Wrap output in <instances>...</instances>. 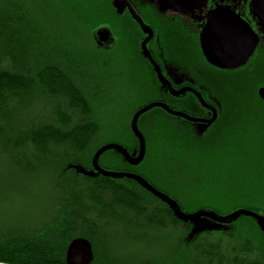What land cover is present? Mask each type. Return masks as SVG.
<instances>
[{"label":"trees","instance_id":"trees-1","mask_svg":"<svg viewBox=\"0 0 264 264\" xmlns=\"http://www.w3.org/2000/svg\"><path fill=\"white\" fill-rule=\"evenodd\" d=\"M109 4L0 0V264H68V246L80 237L93 246L92 264H264L260 222L242 212L264 215L238 207L221 214L206 206V195L193 200L192 189L204 188L174 171L179 150L163 156L160 169L148 170V148L137 166L115 148L100 154L102 169L135 174L150 188L95 169L94 158L106 145H121L132 156L141 150L129 122L126 139L105 142L103 119L118 101H104L106 88L97 85L103 76L91 69L107 52L98 46L97 30L118 33L104 17ZM153 102L183 111L178 101H151L136 108L132 119ZM181 120L196 143L195 136L218 123L200 130ZM204 191L215 198L212 185Z\"/></svg>","mask_w":264,"mask_h":264},{"label":"rangeland","instance_id":"rangeland-1","mask_svg":"<svg viewBox=\"0 0 264 264\" xmlns=\"http://www.w3.org/2000/svg\"><path fill=\"white\" fill-rule=\"evenodd\" d=\"M107 2L110 3V11L104 17L119 34H115V49L104 53L106 58L99 59L91 71L98 74L101 72L103 76L98 79L97 85L106 88L104 101H118L117 110L103 119V126L107 129L104 132H108L105 142H112L119 137L127 138L125 132H130L135 109L156 100L159 92L149 87L150 83H146L143 74H140L141 63L134 58L138 41L132 34L131 26L117 18L113 8L114 0ZM89 46L90 51L96 52L92 44ZM263 72L261 69L255 75L256 78L251 80L242 76L241 83L237 85L235 78L227 79L218 75L207 79L204 93L211 100H218L212 102L218 105L221 115L208 134L195 136L197 143L192 140L194 136L189 138L191 136L184 131L188 128L185 121L166 115L160 107L142 115L139 126L144 132L148 148V164L144 168L151 169V165L154 169H160L163 156L168 153L175 155L179 150L180 153L175 156L174 171L188 181L202 184L204 189L213 186L212 194L215 198H211L204 189H192L196 192L193 200L206 195V206L222 209L221 214H227L238 207L259 209L258 213L264 215V105L255 93V84L264 83ZM193 103L177 102L180 108L196 113L198 111L194 109ZM195 127L203 129L200 124ZM129 142L126 141V144ZM179 143L181 149L178 148ZM0 168L3 169L2 166ZM162 179L167 184L174 183L167 175H163Z\"/></svg>","mask_w":264,"mask_h":264},{"label":"flooded vegetation","instance_id":"flooded-vegetation-1","mask_svg":"<svg viewBox=\"0 0 264 264\" xmlns=\"http://www.w3.org/2000/svg\"><path fill=\"white\" fill-rule=\"evenodd\" d=\"M113 4L117 18L136 36L134 58L141 63L146 83L159 92L154 101H193L197 118L210 120L213 112L200 102L193 92L197 91L216 109L217 121L221 112L212 101L218 100L204 93L207 79L235 78L237 85L242 76L255 79L264 70V27L253 0H114ZM110 33L111 40L101 50L115 49L117 36ZM255 85L256 97L264 105L259 96L264 83ZM183 112L192 114L186 108Z\"/></svg>","mask_w":264,"mask_h":264},{"label":"water","instance_id":"water-1","mask_svg":"<svg viewBox=\"0 0 264 264\" xmlns=\"http://www.w3.org/2000/svg\"><path fill=\"white\" fill-rule=\"evenodd\" d=\"M254 2V7H255V12L256 15L260 21V23L262 24V26L264 27V0H253ZM115 4L118 6L119 4L117 3V1L115 2ZM96 38H97V43L99 47H102L103 44L108 43L111 40V33L109 31V29H99L96 32ZM194 94L201 100L200 102L202 104H204L207 108L211 109L213 112V117L210 120L207 119H202V118H197L194 116L189 115L188 113H185L183 111H177L174 110L172 108L169 107L168 104L164 103V102H153L150 103L149 105L143 107L142 109H140L133 117L132 119V130L134 132V134L139 138L140 143H141V150H140V154L139 156H132L127 149H125L124 147H122L121 145L118 144H113V145H106L104 146L102 149H100V151L96 154L95 158H94V167L95 169L99 172L102 173L104 175H108V176H112V177H127V178H133L137 181H139L140 183H144L143 180H141L137 175L135 174H128V173H121V172H113V171H107L104 170L100 167L99 163H98V159L101 153L107 151L108 149L111 148H115L118 151H120L124 157L126 158V160L133 166H137L139 164H141L145 158L146 155V140L144 135L142 134V132L139 129V120L141 118L142 115H144L145 113L155 109V108H162L164 111H166L168 114H170L173 117H177L180 119H184L190 123H197V124H201L205 126H210L212 125L216 119H217V111L216 109L207 104L205 101H203L202 96L197 92V91H193ZM259 96L261 99L264 100V88H262L259 92ZM148 188H150L149 185L145 184ZM155 193L161 197L173 210L175 213H179V209L178 207L172 202V200H170L167 196H165L164 194H162L159 191H155ZM242 213H246L249 214L250 216L256 218L259 222H260V226L262 231L264 232V220L262 217L256 215L253 212H249V211H243ZM238 213H234L228 217H223L221 218V220H229L230 218H232L233 216H235ZM183 216H185L187 219L191 220V221H196L199 218V215H185L182 214ZM209 217H213L212 215H206ZM94 250H93V246L91 244V242L88 239L85 238H76L74 239L70 245L68 246L67 249V255H66V260L68 264H92L94 261Z\"/></svg>","mask_w":264,"mask_h":264}]
</instances>
